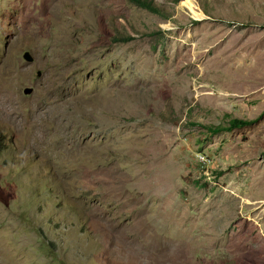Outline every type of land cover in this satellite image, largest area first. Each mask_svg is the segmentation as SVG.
<instances>
[{
	"label": "rangeland",
	"instance_id": "rangeland-1",
	"mask_svg": "<svg viewBox=\"0 0 264 264\" xmlns=\"http://www.w3.org/2000/svg\"><path fill=\"white\" fill-rule=\"evenodd\" d=\"M151 1L0 0V264H264V0Z\"/></svg>",
	"mask_w": 264,
	"mask_h": 264
},
{
	"label": "trees",
	"instance_id": "trees-1",
	"mask_svg": "<svg viewBox=\"0 0 264 264\" xmlns=\"http://www.w3.org/2000/svg\"><path fill=\"white\" fill-rule=\"evenodd\" d=\"M130 1L146 8V10H149L150 12L156 14H160L162 12V9L159 6H157L155 3H153L151 0H130ZM202 10L205 14H209L207 9L202 8ZM227 117L228 119L224 123H219L217 125L203 124V126L210 134H217L219 132L231 131L236 128L250 125L256 120L255 118H239L230 115H227ZM3 147H4L3 142L0 140V153L2 152Z\"/></svg>",
	"mask_w": 264,
	"mask_h": 264
},
{
	"label": "water",
	"instance_id": "water-1",
	"mask_svg": "<svg viewBox=\"0 0 264 264\" xmlns=\"http://www.w3.org/2000/svg\"><path fill=\"white\" fill-rule=\"evenodd\" d=\"M23 56H24V58L27 61H32L33 60V57L29 53H27V52H25ZM32 89L33 88H26V89H24V93L25 94H28V93H30L32 91Z\"/></svg>",
	"mask_w": 264,
	"mask_h": 264
}]
</instances>
